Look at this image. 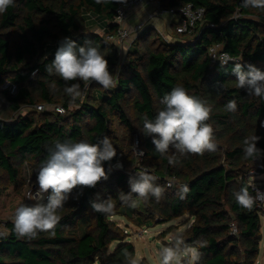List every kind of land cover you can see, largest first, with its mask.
<instances>
[{
	"label": "trees",
	"instance_id": "16d2710c",
	"mask_svg": "<svg viewBox=\"0 0 264 264\" xmlns=\"http://www.w3.org/2000/svg\"><path fill=\"white\" fill-rule=\"evenodd\" d=\"M159 1L166 9H177L187 2L201 5L205 8L203 19L191 35L178 34L182 36L175 42L162 44L153 38V46L135 50L139 54L121 66L114 43L87 28L95 20L105 33L116 32L113 18L119 3L112 0L102 4L95 0H15V5L0 15V85L9 80L18 86L16 94L0 90L7 103L0 108V189L10 183L22 189L25 165L33 168L36 177L48 147L56 140L95 144L108 136L117 150L116 157L104 162L107 180L83 189L79 199L74 197L81 190L73 191L59 212L55 235L41 232L36 239H20L13 231V220H5L4 229H0L6 233L0 236V264H126L124 252L134 256V246L125 240L126 233L112 216L147 225L186 213L193 221L185 231V243L198 247L197 241L207 242L199 248L202 255L198 264H256L261 203L251 210L242 208L234 193L251 177L264 173V159H244L243 154L244 138L253 135L261 137L257 147L264 149V99L237 88L233 63L223 67L212 63L208 48L220 44L233 61L264 70V9L244 8L242 0ZM149 29L144 28L137 40ZM64 37L77 46L90 42L99 47L109 70L118 78L117 86L104 89L93 82L83 89L85 85L79 82L84 97L73 101L67 96L65 81L45 71ZM178 85L212 107L209 123L217 148L203 155L176 154L178 163L172 166L167 156L174 150L166 155L157 152L143 132V119H153L163 108L164 95ZM229 100L236 101L235 112L226 110ZM36 103L61 105L65 111L32 110ZM23 106L27 112H19ZM114 117L129 134L137 131V146L134 141L131 151L118 140L112 126ZM135 147L143 152L141 159ZM118 162L121 169L111 166ZM142 166L149 168L155 184L164 189L162 198L145 201L133 193L127 203L121 201L118 192L129 193L128 179L145 170ZM183 186L188 191L182 194ZM249 192L256 195L251 187ZM109 197L115 205L113 213L91 209L90 201ZM132 201L135 207L129 206ZM113 241L119 244L108 253Z\"/></svg>",
	"mask_w": 264,
	"mask_h": 264
},
{
	"label": "clouds",
	"instance_id": "9594fccd",
	"mask_svg": "<svg viewBox=\"0 0 264 264\" xmlns=\"http://www.w3.org/2000/svg\"><path fill=\"white\" fill-rule=\"evenodd\" d=\"M95 2L102 4L109 0ZM112 2L126 4L127 0ZM14 5L15 0H0V15ZM241 6L264 9V0H242ZM218 60L221 67L229 62L233 63L232 74L236 77L237 88L245 90L249 96L264 99V70L251 63L233 61L227 53L220 55ZM45 71L49 76L55 75L65 81L63 91L73 101L84 95L79 82H83L85 88L94 82L104 89H113L118 84V78L109 70V62L99 47L90 42L84 46H77L70 37H64L60 41L54 59L45 66ZM50 87L53 91L56 90L55 83ZM161 104L163 108L153 119L144 117L143 132L151 138V143L161 155L168 154L170 149L174 150L172 155L167 156L169 165L175 166L178 163L176 154L203 155L206 151L216 150L214 129L209 123L212 107L206 101L189 94L184 87L178 85L164 95ZM226 110L235 112L236 101L229 100ZM260 139L261 137L257 135L244 138V159L254 161L264 159V149L257 147ZM47 151L48 156L42 162L36 176V190L34 193L30 192L27 197L34 203L19 205L13 214V231L20 239L33 240L41 232L55 235V228L61 220L59 212L73 191L78 188L81 190L74 197L79 199L83 189L95 188L101 181L107 180L108 171L104 168V162L111 161L117 155V150L108 136H104L95 144L86 140L79 142L56 140ZM155 180L156 177L150 175L147 169L142 170L129 177V193L119 191L118 197L127 203L134 193L145 201L149 197L159 201L164 189L155 184ZM250 187L255 190V196L250 194ZM187 191V186H183L181 193ZM234 196L238 205L248 210H251L258 201L264 203V192L256 188L252 182L241 187ZM129 206L135 207V201ZM90 207L95 212L107 215L113 213L115 205L109 197L90 201ZM2 235L6 233H0V236ZM196 244L198 247L188 245L182 233L174 234L167 246L159 248L161 264H185V261L187 264H198L202 255L199 248L206 247L207 242L197 241ZM124 256L126 264H140V261L127 251L124 252Z\"/></svg>",
	"mask_w": 264,
	"mask_h": 264
},
{
	"label": "rangeland",
	"instance_id": "374dc122",
	"mask_svg": "<svg viewBox=\"0 0 264 264\" xmlns=\"http://www.w3.org/2000/svg\"><path fill=\"white\" fill-rule=\"evenodd\" d=\"M156 5L143 4L135 8V10H143L139 14L137 19L134 17L133 20L130 19V14L128 15L127 24L129 26H134L137 23H144L145 28L150 27L149 31L145 33L143 39H138L136 34H132L126 39L118 38L115 33H105L102 28H99L95 22L88 25L89 32H95L102 34L107 40L113 42L117 47L119 52V64L123 65L127 59L134 58L139 54L140 50H146L149 45L153 46V42L162 41L165 42L173 41L182 35H176L173 32L172 17L166 13L153 14L152 10ZM162 7V6H161ZM133 11V10H132ZM131 13V12H130ZM172 19V20H171ZM177 18L175 19V21ZM143 31V30H142ZM140 31V32H142ZM152 37V39L149 38ZM154 38V41H153ZM134 50V51H133ZM139 50V51H135ZM88 87V86H87ZM83 89H86L85 87ZM1 90V88H0ZM84 92V91H83ZM85 95V92H84ZM83 95V97H84ZM82 97V98H83ZM81 98V99H82ZM39 104V103H38ZM7 103L4 101V97L0 95V108L5 107ZM35 105H32V110H37ZM28 109L23 106L19 112H27ZM0 111V115H1ZM112 126L114 128L115 134L123 146L128 148L130 151L133 149V143L135 138H137V131L134 130L130 134L125 129L116 117L112 118ZM131 136V137H129ZM136 148V147H135ZM141 159L140 157H138ZM112 167L116 169H121L122 165L118 167L116 164H112ZM110 166V167H111ZM144 169L149 170L147 166H142ZM33 168L30 166H24L22 169L23 174V186L22 189H15L13 184H8L6 187L0 189V229H4V221L7 219L13 220V214L16 209L21 204L26 202L34 201L29 200L28 194L30 192H35L36 190V177L33 176ZM37 170V169H36ZM249 182L254 183L257 188L264 192V173L254 175L250 178ZM260 184V185H257ZM3 186V182L0 183V188ZM46 202V198L45 201ZM261 203V202H260ZM260 240H259V254L256 259V264H264V203L260 204ZM117 222V224L126 233L125 240L130 241L134 246V257L140 261V264H161L159 258V248L161 246H167L169 244L170 238L176 233H182L183 237L185 231L192 223V219L186 213L175 217L169 221L165 222H149L146 224H136L128 220L126 217L121 215H114L111 217ZM119 241H113L108 247L107 252L111 253L115 247L119 244ZM98 264V263H95Z\"/></svg>",
	"mask_w": 264,
	"mask_h": 264
},
{
	"label": "built area",
	"instance_id": "2783aa9c",
	"mask_svg": "<svg viewBox=\"0 0 264 264\" xmlns=\"http://www.w3.org/2000/svg\"><path fill=\"white\" fill-rule=\"evenodd\" d=\"M143 4L147 5H156V7L152 10L153 14H160V13H166L171 15L173 18V22L175 23V26L173 28V32L178 34H183L186 37L191 35L194 27L202 21L205 8L201 5H194L191 2H187L182 4L177 9H166L162 8L159 0H127L126 4H118L115 10V15L113 18V23L116 24V36L118 38L126 39L130 37L133 33L138 35L140 34L145 26L144 23H137L133 27L129 26L126 22L128 20V15L130 12ZM177 20L175 21V19ZM177 39V38H176ZM174 42L176 40H173ZM169 41V42H173ZM224 53L229 54L226 52L220 44H213L208 48V56L212 63L219 62L218 57ZM233 59V57H232ZM36 72V70H33L31 74L33 75ZM1 90L7 89L11 94H16L18 90V86L16 83L12 81H5L0 85ZM38 111L43 110H50V111H58L60 113H63L65 111V108L61 105H55V104H44L39 103L36 105ZM135 145L137 146V140H135ZM135 152L138 157L141 158L143 152L139 148H135ZM116 165H120L121 163H115ZM114 165V164H113ZM171 181H167V185H170ZM257 188V186H255ZM25 204L31 205L32 202H26Z\"/></svg>",
	"mask_w": 264,
	"mask_h": 264
},
{
	"label": "crops",
	"instance_id": "0c3cea01",
	"mask_svg": "<svg viewBox=\"0 0 264 264\" xmlns=\"http://www.w3.org/2000/svg\"><path fill=\"white\" fill-rule=\"evenodd\" d=\"M143 12V10H135V8L133 9V11H131V13H130V19L131 20H133V18L135 17V16H138L139 14H141ZM136 19L138 18V17H135ZM173 19V18H172ZM171 19V20H172ZM173 21V20H172ZM178 38H180V37H178Z\"/></svg>",
	"mask_w": 264,
	"mask_h": 264
},
{
	"label": "water",
	"instance_id": "95a60500",
	"mask_svg": "<svg viewBox=\"0 0 264 264\" xmlns=\"http://www.w3.org/2000/svg\"><path fill=\"white\" fill-rule=\"evenodd\" d=\"M105 264H120L118 261H106Z\"/></svg>",
	"mask_w": 264,
	"mask_h": 264
}]
</instances>
